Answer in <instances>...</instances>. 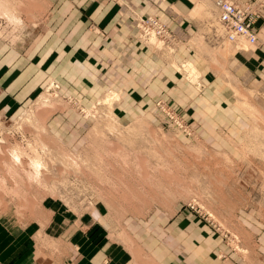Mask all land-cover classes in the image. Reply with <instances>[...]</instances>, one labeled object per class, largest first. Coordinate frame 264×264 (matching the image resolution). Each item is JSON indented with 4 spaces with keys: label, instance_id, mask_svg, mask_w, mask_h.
Wrapping results in <instances>:
<instances>
[{
    "label": "rangeland",
    "instance_id": "obj_1",
    "mask_svg": "<svg viewBox=\"0 0 264 264\" xmlns=\"http://www.w3.org/2000/svg\"><path fill=\"white\" fill-rule=\"evenodd\" d=\"M0 1V234L43 227L50 206L77 216L104 203L130 264H162V250L190 254L191 264H264V86L251 93L233 64L248 49L215 36L212 2L208 28L188 49L170 31L139 30L146 16L134 17L138 45L158 64L144 68L131 97L101 68L73 79L61 71L67 34L57 32L55 0ZM34 157L44 167L38 183L27 177ZM184 215L188 230H170ZM142 232L152 241L138 242Z\"/></svg>",
    "mask_w": 264,
    "mask_h": 264
},
{
    "label": "crops",
    "instance_id": "obj_2",
    "mask_svg": "<svg viewBox=\"0 0 264 264\" xmlns=\"http://www.w3.org/2000/svg\"><path fill=\"white\" fill-rule=\"evenodd\" d=\"M55 1L54 17L60 22L57 32L67 34L60 41L61 71L73 79L81 72L91 74L101 68L102 79L110 84V88L129 91L131 97L138 96V78L144 79V68L158 64L157 57L144 50L135 39V16H154L182 42H186V49L198 33L208 28V18L204 13L206 2L213 3L218 24L216 0ZM214 31L216 37H223L220 28H214ZM216 37L213 44L219 43ZM256 37V43L241 52L236 58L237 63H233L238 70L245 71L241 74L246 76L251 93L256 81L264 86V14L256 24ZM179 56L176 58L180 59ZM204 99V111H209L213 101L206 95ZM47 209L48 218L43 227L38 225L33 232L0 234V264L131 263L132 254L123 239L117 237L115 221L104 203L91 205L77 216L73 211L68 214L67 210L54 206ZM188 222L185 215L179 216L170 223L169 229L179 228L184 233L188 230L184 228L189 227ZM81 224H88L90 231L82 232ZM201 232L204 234L199 233L201 237H208L205 228ZM153 237L138 233V242H150ZM181 246L190 250L187 240ZM154 256L162 264H191L190 254L183 255V260L175 258V253L171 254L170 250H162ZM204 259L203 256L196 264H206Z\"/></svg>",
    "mask_w": 264,
    "mask_h": 264
},
{
    "label": "built area",
    "instance_id": "obj_3",
    "mask_svg": "<svg viewBox=\"0 0 264 264\" xmlns=\"http://www.w3.org/2000/svg\"><path fill=\"white\" fill-rule=\"evenodd\" d=\"M217 22L223 38L239 50H247L256 41V24L263 18L264 0H216ZM138 29L158 38L168 33V28L153 16L138 20Z\"/></svg>",
    "mask_w": 264,
    "mask_h": 264
},
{
    "label": "bare ground",
    "instance_id": "obj_4",
    "mask_svg": "<svg viewBox=\"0 0 264 264\" xmlns=\"http://www.w3.org/2000/svg\"><path fill=\"white\" fill-rule=\"evenodd\" d=\"M2 1H0V3H1ZM5 5L6 4H8V3H4ZM8 6V5H7ZM1 7H2V3L0 4V9H1ZM6 7H4V8H2V9H5ZM6 9H8V8H6ZM5 11H7V10H5ZM4 12V11H3ZM2 12V13H3ZM9 12H11L10 10H9ZM6 13V12H5ZM4 13V14H5ZM12 13V12H11ZM11 13H6V14H8V18L7 19H10V20H16V23H17V20H18V17H17V19H16V17H14L15 15H10ZM9 20V21H10ZM19 21H20V19H19ZM14 23H15V21H14ZM19 23V22H18ZM190 64V63H189ZM188 67V66H187ZM192 67V66H191ZM193 68V67H192ZM194 69V68H193ZM195 70V69H194ZM190 73V72H189ZM25 121H26V119H25ZM44 145V144H43ZM42 146V145H41ZM18 148V147H17ZM44 149H46V148H44ZM24 153V152H23ZM9 158L11 159V161H13V164H15V163H19V162H21V157L20 156H22L21 155V153H20V151L18 150V149H16L15 147H14V149H10V151H9ZM34 156H36V155H34ZM38 156V155H37ZM29 158H31V157H29ZM36 158H38V157H36ZM29 162V161H28ZM43 162V161H42ZM42 162L40 161V158L39 159H35V157H34V159H31L30 160V162L28 163L29 164V167H30V169H31V172H27V177L30 179H28L29 181H31V179L33 180H35V182H39V180H40V176H41V169H43L44 167H43V165H42ZM43 171V170H42ZM34 180L32 181V182H34ZM28 183V182H27Z\"/></svg>",
    "mask_w": 264,
    "mask_h": 264
}]
</instances>
